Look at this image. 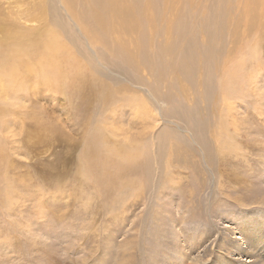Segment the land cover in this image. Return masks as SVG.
<instances>
[{
  "label": "rangeland",
  "instance_id": "374dc122",
  "mask_svg": "<svg viewBox=\"0 0 264 264\" xmlns=\"http://www.w3.org/2000/svg\"><path fill=\"white\" fill-rule=\"evenodd\" d=\"M10 1L20 25H40L27 19L29 0ZM205 1L199 5L207 6L213 30L220 20L217 1ZM224 1V6L237 3ZM56 8L72 31L73 52L93 63L95 78L114 86L118 97L139 101L100 105L90 91L94 107L85 114L78 104L82 96L71 100L52 93L27 101L23 114L12 116L24 117L37 105L48 123H13L1 130L0 155L8 160L0 162L13 182L8 188L0 176V264H264V38L256 52L248 51L242 45L252 38L241 27L242 41L234 43L228 23L213 42L217 59L208 62L201 50L206 37L197 26L191 33L194 63L184 74L178 61L157 59L156 45L144 53L152 69L135 70L93 46L63 5ZM233 50H243L246 62L226 94L219 69L234 59ZM140 113L146 115L135 116ZM99 120L117 140L134 134L147 142L146 163L139 160L123 178L109 179L83 167L84 159L105 145L90 141Z\"/></svg>",
  "mask_w": 264,
  "mask_h": 264
},
{
  "label": "bare ground",
  "instance_id": "6f19581e",
  "mask_svg": "<svg viewBox=\"0 0 264 264\" xmlns=\"http://www.w3.org/2000/svg\"><path fill=\"white\" fill-rule=\"evenodd\" d=\"M204 1L205 0H29L28 2L30 3L32 13H29V9L26 10L27 12L25 11L27 19L30 21H38L40 25L24 27L20 25V17L13 15L11 11H9L11 10L9 6L12 4V1L0 0V147L4 146L2 143V140H4L2 134L4 132L2 133L1 130L8 125L26 122H32L40 127L47 125L48 121L45 117V111L38 110L40 106L37 105H33L35 108L31 109L28 107L26 116H20L19 119L18 117L12 118L14 115L18 116L19 111H22L20 115L23 114V110L27 107V101H37L39 97L43 95H46L47 98L51 96L52 93H57L69 99H73L74 96L80 95L82 96V102L77 103L86 110L82 109L85 111V114L87 111H92L94 107L92 99L88 98L90 91L94 99L97 100L100 105L109 103L116 104L121 100H129V104L132 105L135 102L134 100L139 101L137 97H131L130 95L123 98L118 97L119 95L114 86L112 87L106 80H100L102 78H95L93 71L96 69L93 63L82 61L80 59L81 55L77 56L73 52V44L71 43L73 40L69 37V32L71 30L69 31L67 23L62 19L60 11L56 8L58 2L63 5V10L67 12L72 19L77 21L83 34L89 38L93 46L106 48V50L110 52L108 54L110 57L114 56L115 58H120L123 63L133 67V69L140 65H148L150 66L148 69H152V63H148L150 61L146 62V59L144 60V53L148 50L149 46H152L153 49L154 45H156L157 51L154 52L156 53L157 59L160 58L164 60L165 56H169L172 62L178 61L177 65L184 74L194 63V54H191V50H193L195 42L193 38L194 34L192 35L191 33L197 26L200 27L202 33L206 37L204 40L206 49L204 46V49L201 50L202 54L207 53L208 62L217 59L212 51L213 42L222 36L221 34L225 32V26H227L228 23H232L231 25L233 26V35L231 36L234 39V43L238 41L240 43V41H242V39L239 40L240 36L242 37L243 35V32L242 35H239L241 27H243L248 36L252 38L247 45H242V47L245 46L248 51V48H250L253 53L256 52V47L261 40L260 38H264V0H237V3H233L232 7L229 4L225 6L221 4L224 0L222 2L216 0L218 6V9L216 8V15L220 20H217V23L213 25V30H209V21L211 20L209 17L211 16L208 15V11H205L207 8L205 5L208 3L204 5L205 9L201 8L202 6L199 5L204 3ZM15 2L20 3V0H15ZM6 3H9V5H5ZM213 4L214 3H212V5ZM239 5H242L243 9L240 10L238 7ZM57 11L59 12V17L57 16ZM232 13L233 15L230 17ZM228 15L229 19L227 20ZM188 18L191 20L190 24L187 20ZM216 19H214V23ZM242 23H244V25ZM129 35L133 37V39H130V42L126 41ZM223 35L225 36L226 34ZM261 35H263V37H261ZM160 37H164V39L158 42ZM130 45H133L136 51L133 50V52L131 50L132 48L130 49ZM192 45L193 47H191ZM214 45H216V43H214ZM239 46L241 45L239 44ZM214 49L216 48L214 47ZM75 51L77 53V50ZM234 51L235 50L232 51L233 54L231 53V55H234V57H231L234 58L232 61L230 60L231 62L228 61L227 58V63H223L220 69L218 68L220 65L219 63L218 65H214L215 69L218 68L222 73L224 79L222 87L226 94L229 93V82L234 81L239 74H241L239 70L246 62V59L242 57L243 50ZM210 52L212 54H209ZM202 58L205 60L204 57ZM201 65L204 66V64ZM156 68L158 70V67ZM129 90L130 88L127 91ZM180 91H182V85ZM84 94L86 95L84 96ZM60 97L61 96H59V98ZM80 100L78 101L80 102ZM98 114L101 113L99 112ZM144 114L145 113H140L135 116L141 117ZM86 116L87 115L82 119H85ZM94 118L95 117H93V119ZM84 121L85 120H83V122ZM99 122L101 121L99 120ZM89 126L90 124L88 128ZM104 126L105 122H101L100 124L95 123L93 125V132L96 133L90 137V141L92 140V143L95 144L94 146L96 147L98 146L96 144L100 142L105 145L100 146L99 150H94L88 159L85 158L84 161L86 165L83 167L89 170L99 169L108 177L106 178L109 179L117 176L123 178L130 169V172H132V169L139 160L146 163V156L149 151L147 142L141 140L137 135L134 136V134H130L131 136L129 135L127 138L124 137V139L117 140V137H114L116 133L113 131L107 133L106 127ZM108 135L111 140L108 139ZM148 136H150V134H146L144 139L149 142ZM127 142L129 143L128 145H126ZM88 145L90 146V144ZM88 145L86 146L88 147ZM0 152L2 151L0 150ZM7 160L8 158L5 154L0 155V161L4 162L6 165ZM98 172L100 171L96 173L98 174ZM6 173L7 167L0 162V176H3V180H6L3 182L10 188L13 181ZM99 175L101 174H98V176ZM99 181L101 182V179Z\"/></svg>",
  "mask_w": 264,
  "mask_h": 264
}]
</instances>
